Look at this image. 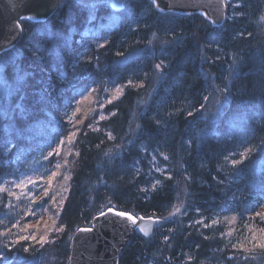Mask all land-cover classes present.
Segmentation results:
<instances>
[{"label":"trees","instance_id":"16d2710c","mask_svg":"<svg viewBox=\"0 0 264 264\" xmlns=\"http://www.w3.org/2000/svg\"><path fill=\"white\" fill-rule=\"evenodd\" d=\"M240 2L227 3L217 27L151 0L120 10L108 0H64L46 21H21L0 75V264H68L74 232L109 207L165 219L150 236L135 231L119 264L248 263L195 224L217 214L246 219L264 205V0ZM100 85L127 87L107 118L94 127L87 119L74 137L55 229L46 240L30 236L28 224L50 217L55 193L16 198L3 178L40 157L53 173L72 127L67 113ZM213 88L225 98L206 114ZM153 158L167 176L151 169ZM180 180L185 206L172 216ZM246 248L261 253L264 242Z\"/></svg>","mask_w":264,"mask_h":264},{"label":"rangeland","instance_id":"374dc122","mask_svg":"<svg viewBox=\"0 0 264 264\" xmlns=\"http://www.w3.org/2000/svg\"><path fill=\"white\" fill-rule=\"evenodd\" d=\"M226 2L231 5L233 4L235 7L241 3L240 0H226ZM86 3L90 6L95 5L92 1ZM234 11L235 10H233V12ZM258 21L262 27V33L264 32V10ZM11 55L12 54L6 52L0 54V75L3 65L12 57ZM127 84L132 83L128 82ZM126 87L127 85H116L113 87H110L109 85H100L78 98L73 108L67 113L72 127L68 134V140H62V142L64 141L66 143L64 144L63 142L64 145H61V142L56 148V150L59 151L62 146L59 153H62L63 157L53 173L46 174V167L44 166V168H41L44 157H40L35 161H31V164L30 162H25L24 169L19 167L17 170L9 173L3 178L4 187H10L12 194H15L16 198L18 196L23 197L29 195V193L34 194L37 191H42L43 193L46 189L54 191L55 193V196L52 198L53 208L50 217H43V220L36 219L28 224V230H26L30 232V236L31 234H34L39 238L46 240V238H48V233L55 229L56 220H54L53 216L55 214L57 215L61 205H63V197H65L69 189L68 179L70 175L68 162H71L70 157L71 154L74 153L71 143L77 133L84 125H86L85 122L87 119L91 120L89 127H94L96 124H99L100 121L107 118L109 115V105L121 96ZM221 90L219 88H213L210 90L209 97L205 103L204 113L212 114L221 107L225 98L223 93L224 90ZM111 113H113V111H111ZM62 149L63 151H61ZM117 152L118 150L114 153ZM119 153L120 151L117 155ZM24 161L25 160H22L19 163ZM233 162L234 160H232V163ZM149 165L152 170L161 175L167 176L166 164L160 163V161L153 158ZM156 182H154V184ZM179 192L178 201L174 207L172 216L176 213H183L185 206V189L182 180H180ZM197 223L201 225L199 229H206L209 231V237H219L224 244L229 245L230 249L235 251L237 255H230V258H233L234 256H236V258L241 257L248 260L247 264L264 263V250H262V248V252L256 254L246 251V245L251 246L253 243L259 241H261V243L264 242V205L260 207L256 214L247 216L246 219L237 214H227L220 218V214H217V216H210L209 218L200 217L195 222V224ZM57 227L58 231L63 228L58 225Z\"/></svg>","mask_w":264,"mask_h":264},{"label":"water","instance_id":"95a60500","mask_svg":"<svg viewBox=\"0 0 264 264\" xmlns=\"http://www.w3.org/2000/svg\"><path fill=\"white\" fill-rule=\"evenodd\" d=\"M64 0H0V54L14 49L23 35L21 21L39 23L52 17ZM129 0H110L115 10L122 9ZM163 12L184 15L199 14L214 26L226 19V0H151ZM126 213L135 218L136 223ZM165 219L158 216L135 215L129 211L109 207L97 214L90 225L79 227L71 239L68 264H119L135 231L150 236Z\"/></svg>","mask_w":264,"mask_h":264},{"label":"snow or ice","instance_id":"6c2138e0","mask_svg":"<svg viewBox=\"0 0 264 264\" xmlns=\"http://www.w3.org/2000/svg\"><path fill=\"white\" fill-rule=\"evenodd\" d=\"M157 67L159 68L160 66H159V65H157ZM205 99H207V98H205ZM117 215H119V216H127V218H128L129 220H132V221H133V223H136V220H135V218H134V217H132L131 215H128V214H126V213H123V212L117 213Z\"/></svg>","mask_w":264,"mask_h":264},{"label":"bare ground","instance_id":"6f19581e","mask_svg":"<svg viewBox=\"0 0 264 264\" xmlns=\"http://www.w3.org/2000/svg\"><path fill=\"white\" fill-rule=\"evenodd\" d=\"M226 13H227V12H226ZM208 97H209V96H207V99H208ZM207 99H206V101H207ZM204 108H205V107H204Z\"/></svg>","mask_w":264,"mask_h":264}]
</instances>
